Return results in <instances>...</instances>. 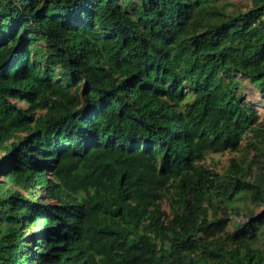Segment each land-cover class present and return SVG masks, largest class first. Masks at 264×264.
I'll return each instance as SVG.
<instances>
[{
  "label": "trees",
  "instance_id": "trees-1",
  "mask_svg": "<svg viewBox=\"0 0 264 264\" xmlns=\"http://www.w3.org/2000/svg\"><path fill=\"white\" fill-rule=\"evenodd\" d=\"M227 1L0 0V264H264V0Z\"/></svg>",
  "mask_w": 264,
  "mask_h": 264
},
{
  "label": "rangeland",
  "instance_id": "rangeland-1",
  "mask_svg": "<svg viewBox=\"0 0 264 264\" xmlns=\"http://www.w3.org/2000/svg\"><path fill=\"white\" fill-rule=\"evenodd\" d=\"M227 1V0H223ZM227 2H233L239 6L240 9L247 11L250 8L249 0H228ZM233 9V7H230ZM239 79L242 80V76H238ZM241 88L242 90L239 92V95L243 97L246 103L251 105L254 110L257 112L259 116L258 123H264V100L261 92L255 86H253L248 80H244ZM264 129V128H263ZM257 151L251 144V140L249 138H245L242 142L241 148L238 152H225V153H209L206 157L205 163L210 168L217 170L219 173H224L230 165V161L232 158L237 159H246L247 161L253 160L257 156ZM259 157V156H257ZM259 160L263 161L262 166H264V156H260ZM259 170V168H258ZM240 206H244L245 209H253L258 214L264 212V205L262 207H257L254 205L253 201L249 200L245 204L242 202L238 203ZM163 208L169 212V206L166 201L163 202ZM228 215L232 221L229 229L231 231L234 230L233 223H243L246 220L245 213L241 216H237L230 209L227 210ZM258 246L264 247V240H262Z\"/></svg>",
  "mask_w": 264,
  "mask_h": 264
}]
</instances>
